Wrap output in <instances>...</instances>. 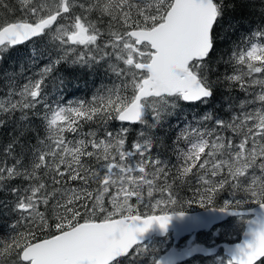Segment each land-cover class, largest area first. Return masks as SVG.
Segmentation results:
<instances>
[{
  "label": "snow or ice",
  "instance_id": "6c2138e0",
  "mask_svg": "<svg viewBox=\"0 0 264 264\" xmlns=\"http://www.w3.org/2000/svg\"><path fill=\"white\" fill-rule=\"evenodd\" d=\"M246 3L256 8V0ZM20 4L29 19L0 23V59L33 41V63L48 62L20 86L23 67L0 76L10 89L0 96V130L12 125L0 144V194H10L0 208L13 217L11 232L0 235V264H139L149 255L144 234L153 225L166 232L185 204L197 202L173 188L190 176L200 207L236 216L246 229L226 264H264V215L251 218L244 208L264 213V0L255 28L226 61L214 59L215 40L231 0ZM0 9L15 12L6 0ZM234 28L229 22L224 32ZM44 37L48 46L40 47L35 38ZM222 61L230 73L219 72ZM64 63L106 66L119 83L102 85L88 101L61 103L64 82L55 73ZM218 86L227 119L178 112L181 102L211 104ZM169 136L183 158L171 181L173 166L156 151ZM226 189L231 199L215 207ZM141 205L151 211L142 215Z\"/></svg>",
  "mask_w": 264,
  "mask_h": 264
},
{
  "label": "trees",
  "instance_id": "16d2710c",
  "mask_svg": "<svg viewBox=\"0 0 264 264\" xmlns=\"http://www.w3.org/2000/svg\"><path fill=\"white\" fill-rule=\"evenodd\" d=\"M235 7L228 9L224 13V18L221 21V25L217 30L214 59H219L223 56V60L228 59L227 53L234 47L236 43H239L241 39L245 38L256 26V23L259 20V7L260 0H256V8L252 9L250 5L246 3V0H231ZM12 8L15 9V12H12L13 16L10 20L21 19L27 16L24 15L21 8L19 0H6ZM5 10L0 9V15L4 14ZM229 22L235 23V28L225 33L224 29L228 27ZM1 23V22H0ZM39 43L40 47L48 46L47 37L44 38H35ZM33 41H28L25 44L17 45L14 47H9L3 53V59H0V76L3 73H20L21 68H24L22 75L16 77V85L20 86L26 83V77L33 76L40 67H43L47 63V58L40 59L39 61L33 63V49L36 47ZM7 68L4 70V68ZM219 72L223 75L224 73H230L231 68L229 65L223 61L218 65ZM104 74V75H103ZM56 76L63 80V87L61 89V103H67L69 101H88L96 93V91L101 88L102 85L111 86L113 83H119L117 77H115L111 72L107 71V68L103 66L96 65L95 68L87 69L86 66L79 65H69L67 63L57 66ZM10 89L7 87L6 80L0 79V96L7 93ZM51 91V89H49ZM238 93H233L236 95ZM226 93L222 87H217L214 99L211 104H200L199 106L195 104H187L181 102V107L178 109V112L191 117L193 114H202L203 111L207 110L209 112H214L216 115L222 116L225 119L228 118V113L222 110V104H224V97ZM177 117L173 116L169 119L168 123L175 126L177 124ZM38 123V121H37ZM113 127H118L119 122H112L110 125ZM90 127H95V125H87L84 131H87ZM12 125L10 124L7 128L0 130V144H6L12 135L11 131ZM163 134V133H162ZM66 135L71 136L70 133ZM132 137H129L131 141ZM174 137L169 136L165 140V145L163 148H159L156 151H159L162 157L169 160L171 167L172 176H170V181L176 174L177 168L180 166L183 158L179 157V152L173 150ZM177 147H185L184 143L181 142ZM169 152H173L174 158L168 157L166 155ZM181 160V161H180ZM195 171V169H194ZM188 181L191 182H181L180 180H175L173 184L174 190L178 193L181 199L193 200L197 202H192L190 204H185L183 211H196L209 208L211 206L200 207L198 204L199 196L195 189L198 185L194 182L193 177H189ZM192 184L194 187V192L189 195L188 191L183 192V186ZM230 190L226 189L225 191L219 193L215 199V207H221L225 200H230L229 195ZM10 194H0V199L8 200ZM255 204L244 205V208H251ZM142 208V207H141ZM4 209L0 208V235L10 233L11 229L7 226L8 221L13 219V217L5 216ZM150 210H141L142 214L149 212ZM99 219V217H97ZM4 233V234H1ZM155 245V242L149 241L145 245V248L148 251ZM167 250V246H161V254Z\"/></svg>",
  "mask_w": 264,
  "mask_h": 264
},
{
  "label": "water",
  "instance_id": "95a60500",
  "mask_svg": "<svg viewBox=\"0 0 264 264\" xmlns=\"http://www.w3.org/2000/svg\"><path fill=\"white\" fill-rule=\"evenodd\" d=\"M245 211L253 214L251 218L264 215L258 206L251 209H245ZM184 213L185 215L183 218H179L174 215V218L169 224L166 232L160 230L158 225H153V227L141 238V243L143 244L155 236L162 238L167 234H171L175 241L174 243L177 244L182 238L190 236L194 233L210 231L215 225L226 221L231 217H236L219 211H213L212 208ZM245 231L246 229H244L240 241L236 243H221L213 247L203 244H194L190 246L189 244L187 247H183L182 249H178L174 246L162 254L157 261H161L162 264H178L198 255L205 257L214 256L218 254L219 251H222L223 254L230 259L236 245L241 244L245 240Z\"/></svg>",
  "mask_w": 264,
  "mask_h": 264
},
{
  "label": "rangeland",
  "instance_id": "374dc122",
  "mask_svg": "<svg viewBox=\"0 0 264 264\" xmlns=\"http://www.w3.org/2000/svg\"><path fill=\"white\" fill-rule=\"evenodd\" d=\"M12 16H13L12 12H8L7 14L4 13V14L0 15V22L2 23L5 20H9L12 18ZM95 66H93V67H87L86 66V68L87 69L95 68ZM99 66H102V65H99ZM103 67L106 68V66H103ZM6 69L7 68L5 67L4 70H6ZM113 128H116V127H113ZM133 129H134V131L130 137L135 138V128H133ZM166 155H168V157H170V158H174L173 152H169ZM181 163H182V161H181ZM184 191H188L189 195H191L192 192H194V187L192 186V184L184 185L183 186V192ZM145 196H146V192H145ZM155 198H159L158 193H154L153 202H154ZM131 203H133V205H135L136 202H135L134 198L131 201ZM161 207H163V205H161ZM142 209L151 211V209L149 207H145L143 205L138 207L139 212ZM155 211L157 213H159V209H156ZM243 231H244V227L241 224L239 218L238 217L232 218V219L228 220L227 222L216 226L215 228H213L209 232L199 233V234L194 233V234H191L190 236H187L186 238H184L179 243L178 248L185 247L190 238L193 239V243L199 242V243L207 245V246H216L220 243L236 242L240 239ZM1 234H4V233H1ZM152 241L155 242V245L149 250L148 256L141 258L139 264H154V262L157 261V259L161 255V246H167V249H168L172 245V239L170 236H168L164 239H153ZM145 243H147V242H145ZM145 243H144V245H145ZM227 260H228V258H226V256L223 254V252H220L215 257H212V258L197 257V258H195L189 262H186L184 264H226Z\"/></svg>",
  "mask_w": 264,
  "mask_h": 264
},
{
  "label": "flooded vegetation",
  "instance_id": "af4514ba",
  "mask_svg": "<svg viewBox=\"0 0 264 264\" xmlns=\"http://www.w3.org/2000/svg\"><path fill=\"white\" fill-rule=\"evenodd\" d=\"M58 22H59V21H58ZM54 27H55V25H54ZM173 240H174V239H173ZM181 241H182V240H181ZM181 241H180V242H181ZM174 242H175V241H174ZM180 242H179V243H180ZM187 244H189V241H188V243H187ZM178 245H179V244H178Z\"/></svg>",
  "mask_w": 264,
  "mask_h": 264
}]
</instances>
